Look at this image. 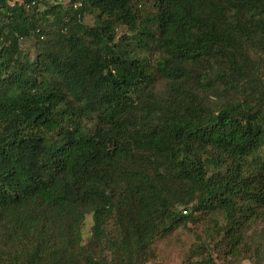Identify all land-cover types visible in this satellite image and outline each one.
<instances>
[{
  "label": "trees",
  "instance_id": "1",
  "mask_svg": "<svg viewBox=\"0 0 264 264\" xmlns=\"http://www.w3.org/2000/svg\"><path fill=\"white\" fill-rule=\"evenodd\" d=\"M153 2L0 0V264H264V0Z\"/></svg>",
  "mask_w": 264,
  "mask_h": 264
},
{
  "label": "rangeland",
  "instance_id": "2",
  "mask_svg": "<svg viewBox=\"0 0 264 264\" xmlns=\"http://www.w3.org/2000/svg\"><path fill=\"white\" fill-rule=\"evenodd\" d=\"M154 0H134L135 9L139 12L141 16V21L139 23V29L136 31H141L144 28H150L152 31L155 29V23L152 20H148V18L153 17V14L157 12V9L154 6ZM40 11L43 8L39 9ZM84 24L87 26H94L95 20L91 14L86 15L84 19ZM136 31H130L126 26H120L117 30V38L126 36L128 38H133ZM150 42L153 43V40ZM34 39L24 40L21 42V46L24 52L30 54L31 57L34 56ZM149 54V50L143 52L142 56H147ZM162 82V81H157ZM161 88L160 85L156 86V89ZM97 119H93L88 124L96 123ZM184 208H180L179 210H183ZM92 217L91 215L87 216L86 222L83 227V238L84 243H87L91 236V228H92ZM262 224H259L257 227H261ZM203 227V223L192 224L188 223L186 226L182 225L177 227L174 231L167 233L162 236H158L153 247L155 255L157 259L153 261L150 260L145 264H186L188 255L190 253V248L193 244H197L198 240L196 237V233L200 234L201 229ZM256 227V228H257ZM255 228V229H256ZM157 253V254H156ZM222 259V258H220ZM224 260V259H222ZM225 261V260H224ZM217 260V262L221 264H253V262L249 259H243L239 263H229Z\"/></svg>",
  "mask_w": 264,
  "mask_h": 264
},
{
  "label": "clouds",
  "instance_id": "3",
  "mask_svg": "<svg viewBox=\"0 0 264 264\" xmlns=\"http://www.w3.org/2000/svg\"><path fill=\"white\" fill-rule=\"evenodd\" d=\"M79 1H81V0H64V2L66 3V4H73V6L75 5V4H77V2H79ZM85 0H82V2L81 3H83ZM82 6V5H81ZM80 6V7H81Z\"/></svg>",
  "mask_w": 264,
  "mask_h": 264
},
{
  "label": "built area",
  "instance_id": "4",
  "mask_svg": "<svg viewBox=\"0 0 264 264\" xmlns=\"http://www.w3.org/2000/svg\"><path fill=\"white\" fill-rule=\"evenodd\" d=\"M81 2H82V0H81V1H79V2H77V4H75V5H74V7H75V8H79V7L82 5V3H81Z\"/></svg>",
  "mask_w": 264,
  "mask_h": 264
}]
</instances>
